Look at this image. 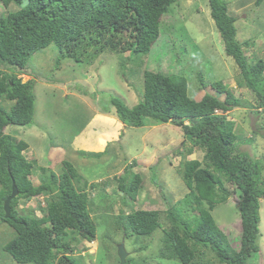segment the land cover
I'll list each match as a JSON object with an SVG mask.
<instances>
[{"label": "trees", "instance_id": "obj_1", "mask_svg": "<svg viewBox=\"0 0 264 264\" xmlns=\"http://www.w3.org/2000/svg\"><path fill=\"white\" fill-rule=\"evenodd\" d=\"M176 1L0 0L4 8L0 12V223L13 230L14 236L2 249L18 264H79L73 257L77 247L96 237L90 210L93 198L105 200L112 181L122 195L112 224L123 240L150 236L161 229L164 215L167 225L161 229L156 258L179 264H251L249 258L259 250L264 155L250 156L238 148L258 136L264 139V125L256 122L252 136L238 141L236 124L228 116L235 108L254 118L264 115V60L255 53L247 55L244 49L253 42L236 39L237 16L225 0H208L210 17L224 54L237 67L236 87L248 90L253 102L236 97L222 81L205 83L202 78L199 89L210 86L224 98L206 93L194 100L188 96L187 80L182 75L143 70L141 100L129 107L112 97L105 113L125 127L142 128L148 120L154 125L170 123L181 130L184 140L173 154L181 158L177 173L187 193L164 212L131 209L126 213V207L142 192V177L132 171L134 161L110 180L88 183L67 160L61 162L59 173L37 168L36 159L23 154L27 143L5 132L7 127L33 123L35 81L23 82L19 75L25 73L27 60L35 52L54 45L56 67L64 59L94 61L103 53L128 54L127 59H135L150 52L160 36L161 17ZM11 5L18 8L8 10ZM5 102L11 103L9 109L3 107ZM197 150L202 152L201 160H189L187 157ZM104 153L87 154L98 157ZM36 169L41 173L38 183L32 178ZM12 182L18 195L11 200L5 219L3 203L11 193ZM99 186L102 192L91 198L88 191ZM232 196L238 201L240 219L236 242L212 216L216 205ZM29 199H37L41 216L18 210L20 201ZM125 264L146 262L127 257Z\"/></svg>", "mask_w": 264, "mask_h": 264}, {"label": "rangeland", "instance_id": "obj_2", "mask_svg": "<svg viewBox=\"0 0 264 264\" xmlns=\"http://www.w3.org/2000/svg\"><path fill=\"white\" fill-rule=\"evenodd\" d=\"M225 1L237 16L236 39L239 42H253L252 46L244 49L247 55L255 53L264 60V0L258 6L255 5L257 0ZM17 8L11 5L8 10ZM3 11L0 5V12ZM127 56L103 53L94 61L82 60L79 63L64 59L56 67L54 45L35 52L27 60L25 73L19 75L23 82L35 81L33 123L25 127H7L5 132L27 143L28 148L23 154L36 159L37 168L59 173L61 162L67 160L88 183L110 180L134 161L132 171L142 177V192L135 203L126 207V213L131 209L164 212L187 193L177 173L181 158L173 154L184 140L182 132L170 123L154 125L146 120L142 128L126 127L124 131L123 125L119 133L100 138L99 142L104 144L96 146L94 136L111 129L102 125L113 122L109 119L111 116L108 118L105 114L110 99L118 98L129 107L136 105L142 98L143 70L182 75L187 80L188 96L194 100H200L206 93L220 100L224 98L210 86L199 89L201 78L205 83L222 81L236 97L251 102L253 99L248 90L236 87L237 67L224 54L221 39L210 17L208 0H177L170 6L169 12L161 17L160 36L150 52L135 59H127ZM2 105L9 109L11 103ZM228 119L236 124L238 141L252 136L251 130L256 122L264 125L263 114L254 118L239 108L232 109ZM104 151L98 157L87 154ZM238 151L262 157L264 139L258 136L251 144L240 145ZM201 157L202 152L197 150L187 158L201 160ZM40 176V171L36 169L33 181H41ZM229 189L233 190L232 187ZM88 192L93 198L102 189L99 186ZM106 194L105 200L93 198L90 210L96 226V237L93 242L82 241L77 247L73 257L79 264H119L117 247L121 243L127 257L134 262L145 259L146 264H179L176 260L156 258L163 236L161 229L167 225L164 215L160 221L161 229H156L150 236L123 240L122 234L115 231L112 224L113 216L121 208L122 196L115 182L112 181ZM259 202V250L249 258L251 264H264V200L260 199ZM18 210L41 216L37 199L21 200ZM212 216L217 225L236 242L240 229L237 199L232 196L226 203L216 205ZM13 236V230L0 223V264H18L2 249Z\"/></svg>", "mask_w": 264, "mask_h": 264}, {"label": "water", "instance_id": "obj_3", "mask_svg": "<svg viewBox=\"0 0 264 264\" xmlns=\"http://www.w3.org/2000/svg\"><path fill=\"white\" fill-rule=\"evenodd\" d=\"M18 195V190L14 183L11 184V193L3 203V211L5 219L8 218L10 214V202ZM117 254L119 258V264H125L127 258V252L124 249L123 243L119 244L117 247Z\"/></svg>", "mask_w": 264, "mask_h": 264}, {"label": "crops", "instance_id": "obj_4", "mask_svg": "<svg viewBox=\"0 0 264 264\" xmlns=\"http://www.w3.org/2000/svg\"><path fill=\"white\" fill-rule=\"evenodd\" d=\"M107 117L109 118L110 116H107ZM112 118H114V117H111L109 119L112 120L113 122H110L108 124L104 122L102 124L104 126H108L111 129L109 131H107V132H100L96 136H94V138L97 139L96 144H95L96 146H100L101 147L104 144V142L103 143L102 142H99L100 141L99 140L100 138L106 137V136H108V135H110V134H112L114 132L115 133L116 132L119 133L120 132V128L124 127L123 124H121L119 121H117L116 118H114V119H112ZM114 129H116V130H114ZM125 129H126V127H124V131H125ZM124 131L122 130L121 132L123 133Z\"/></svg>", "mask_w": 264, "mask_h": 264}, {"label": "clouds", "instance_id": "obj_5", "mask_svg": "<svg viewBox=\"0 0 264 264\" xmlns=\"http://www.w3.org/2000/svg\"><path fill=\"white\" fill-rule=\"evenodd\" d=\"M107 116V115H106Z\"/></svg>", "mask_w": 264, "mask_h": 264}]
</instances>
